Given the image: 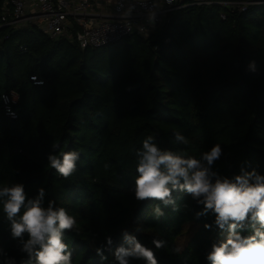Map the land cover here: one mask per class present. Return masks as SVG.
Masks as SVG:
<instances>
[{"label":"trees","instance_id":"obj_1","mask_svg":"<svg viewBox=\"0 0 264 264\" xmlns=\"http://www.w3.org/2000/svg\"><path fill=\"white\" fill-rule=\"evenodd\" d=\"M11 91L19 94L17 119L2 104ZM177 131L187 144L173 142ZM148 135L162 150L196 158L218 143L223 154L213 171L264 176V7L179 10L148 38L134 34L99 48L53 40L34 26L0 28V188L21 183L29 198L44 188L45 207L54 200L75 217L64 237L71 264H118L125 230L158 264H210L212 244L226 239L214 213L196 216L203 205L186 192L174 191L175 205H160L159 218L157 202L135 199L136 151ZM53 143L58 152L80 153L67 179L47 164ZM238 231L253 234L247 224ZM8 258L35 264L13 239L0 203V264Z\"/></svg>","mask_w":264,"mask_h":264},{"label":"clouds","instance_id":"obj_2","mask_svg":"<svg viewBox=\"0 0 264 264\" xmlns=\"http://www.w3.org/2000/svg\"><path fill=\"white\" fill-rule=\"evenodd\" d=\"M145 0H140L144 3ZM172 4V0H168ZM132 8L124 13L131 14ZM155 12L149 10L148 23L155 24ZM249 69L256 70L255 61ZM174 143L187 144L179 131L174 133ZM55 154L47 155L48 166L67 179L77 170L80 153L75 150L56 151L59 145L52 144ZM223 154L220 144H215L199 158L184 156L171 150H162L153 135L142 141L136 151V173L133 185L138 202L155 201L153 212L157 218L163 216L160 205H175L173 192L189 194L203 211L196 216L215 215V225L227 233L226 239L213 243L206 259L210 264H264V176L255 170L243 172L232 178L223 177L212 170V166ZM45 189L29 198L24 185L14 183L0 188V203L3 214L10 222L13 239L35 264H71V252L64 242L66 232L76 228L77 221L64 207H57L54 200L44 206ZM250 226L252 235L242 236L238 229ZM211 226L205 224V228ZM140 229L138 228L137 231ZM111 244V238L108 237ZM157 249L165 247L166 241L154 238ZM179 247L172 252L179 254ZM118 264H130V258L143 260L146 264H158L152 249L142 245L126 230L123 243L115 249ZM4 264H14L8 258Z\"/></svg>","mask_w":264,"mask_h":264},{"label":"built area","instance_id":"obj_3","mask_svg":"<svg viewBox=\"0 0 264 264\" xmlns=\"http://www.w3.org/2000/svg\"><path fill=\"white\" fill-rule=\"evenodd\" d=\"M221 6L243 14L264 7V0H4L0 28L17 32L37 27L53 40L66 39L81 48L105 47L134 34L148 38L166 21L169 14L194 7ZM132 8L131 14L124 13ZM149 10L155 12V24L148 23ZM225 17V16H223ZM8 37V36H7ZM23 51L25 45L20 46ZM35 79V78H34ZM19 94L2 95L6 115L17 119Z\"/></svg>","mask_w":264,"mask_h":264}]
</instances>
